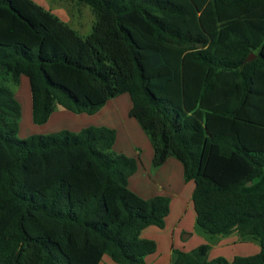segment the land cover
Instances as JSON below:
<instances>
[{"label":"trees","instance_id":"16d2710c","mask_svg":"<svg viewBox=\"0 0 264 264\" xmlns=\"http://www.w3.org/2000/svg\"><path fill=\"white\" fill-rule=\"evenodd\" d=\"M71 1L93 16L83 36L34 0H0V264H141L156 247L141 231L169 211L128 187L137 163L113 127L16 138L20 75L34 124L127 93L150 168L173 157L192 182L197 227L259 245L230 260L172 248L170 264H264V0Z\"/></svg>","mask_w":264,"mask_h":264},{"label":"rangeland","instance_id":"374dc122","mask_svg":"<svg viewBox=\"0 0 264 264\" xmlns=\"http://www.w3.org/2000/svg\"><path fill=\"white\" fill-rule=\"evenodd\" d=\"M47 4L50 6L54 7L53 4L51 3H57L58 5H55L54 8H61L64 10L65 13H67L68 20L61 19V17H57L62 20L63 22H66L69 26L74 28L81 36L85 35L89 29L90 25L93 20V16L90 12V9L87 5L85 4H76L75 2L71 0H45ZM13 90V96L14 98L18 101L19 106H20V114L19 118L17 120V130L15 133L16 138L21 139L26 137L29 134H44V133H49V132H54L60 128H67L70 130H74L82 127V126H87V125H106L113 127L116 131V137L114 140V143L112 145V149L115 152H121V153H129L126 151V149H120L121 143H125L128 141V135L126 134L127 132H130V139L133 138L134 140H139L137 138V134L135 131H140V133H143L140 128L138 127L137 123L130 117H127L126 115V109L127 108V103L130 102L127 93H122L114 98L112 100L114 101L113 103H116L117 106L113 108L115 111H109L108 113L105 112V115H101L100 113H94L91 115L88 114H83V120L81 122H84L85 124L79 127H68L66 125H61L60 124H67L69 121L67 119L64 120V118L58 119L59 121L57 123H53L52 120L55 117V114L50 116L47 122L45 124H34L30 120V97H29V87H28V80L24 75L19 76V80L17 85L12 86ZM116 98V99H115ZM111 100V101H112ZM60 110V108H58ZM56 111V110H55ZM105 111V110H104ZM76 115L75 113L67 111V115L69 114ZM114 115L115 121L112 122L114 125H110L109 123L101 122L105 120L104 118ZM126 118L129 119L131 125L125 124ZM134 123V124H133ZM129 126V130H127V127ZM135 126L136 129L135 130ZM124 127L126 130L124 131ZM135 130V131H134ZM124 131V133H123ZM139 133V132H138ZM144 137H146L144 134H141ZM147 139V138H145ZM147 141V140H146ZM136 158V157H135ZM147 159L146 151L142 148L141 153L139 155V158H136V163H137V171L132 175L131 178H129L128 186L130 188H133L132 186L134 184L138 186H142L144 183L143 181L146 180L143 174L142 170V160ZM139 160V161H138ZM180 163L177 162L176 159L173 157H170L169 160L164 164V171H167V176L169 180V184L171 187L180 190V185L183 183L182 182V177L178 173V170L180 169ZM165 173V172H164ZM155 185L152 184L151 187H154ZM177 190V191H178ZM159 191V190H158ZM181 191V190H180ZM163 192V191H162ZM139 194V193H138ZM161 194V193H159ZM141 195V194H139ZM142 196V195H141ZM174 198V197H173ZM189 205H190V200H189ZM179 213V203L174 200L172 203V212L169 213V216L167 219H165V226L163 228H158L156 226H148L146 227L142 233L140 234L142 237L145 238H150L152 239L156 245H157V250L161 254V257L166 260V251L168 249V244L169 241L174 242L173 244H177L178 241L183 242L184 248H189L188 246H195L199 243H207L210 245L211 249L209 251L210 254H214V251L219 250V248H225L223 245L220 244L223 239H226V236H213L209 235L206 232H203L202 230L199 229L196 230L195 226L193 224V211L192 207L189 206V210L183 211L182 217L179 218V220L176 223V228L179 229L181 228L182 230L185 229L186 231L189 232V238L185 241L183 238H186L188 235L185 233L180 237L175 238L173 235H175V231L172 233V222L175 220V218L178 216ZM192 219V220H191ZM178 226V227H177ZM174 240V241H173ZM220 241V242H218ZM215 242H218L215 244ZM178 246V248H181V245H175ZM227 247H229L227 250L232 251V254H237V255H247V254H253L258 251L259 246L255 244V242L252 241H238L236 243L229 244ZM232 254L227 255L228 257L232 256ZM217 255V254H216ZM106 257V259H109L108 256L103 255ZM100 262V261H99ZM102 262V261H101ZM100 262V263H101Z\"/></svg>","mask_w":264,"mask_h":264},{"label":"crops","instance_id":"0c3cea01","mask_svg":"<svg viewBox=\"0 0 264 264\" xmlns=\"http://www.w3.org/2000/svg\"><path fill=\"white\" fill-rule=\"evenodd\" d=\"M34 1L36 3H38L39 5H41L43 8L50 10L52 13H54L58 17H61V19H64L65 21L68 20L67 13H65L63 9L54 8L55 5H58L57 3H51V5L53 4V6H54V7H52L49 4H47V2L45 0H34ZM111 100H112V98L107 100L105 102V104L97 112L100 113L101 115H105L106 114L105 112L108 113L111 110L115 111V110H113V108L115 106H117V105H116V103H113L114 102L113 100L112 101ZM127 104H128L127 108H125L126 112H127L128 108H129L130 102H128ZM58 108H60V107H58ZM58 108L55 109L56 111L55 110L52 111L50 113L49 117H48V119H49L50 116L53 115V113L55 114V117L52 120V122L54 124L57 123L59 121L58 119H60V118H64V120L67 119L69 121V123L60 124V126L61 125H66L68 127H79V125L82 126V125L85 124L84 122H81L83 120V118H84L83 117L84 113H78L76 115L68 113L69 115H67V110L62 109V108H60V110H59ZM97 112H95V113H97ZM113 117H114V115L113 116L110 115V116L104 118L105 120H103L101 122H104V121L106 123L110 122L109 123L110 125H114V124H112V122L115 121L116 118L114 119ZM48 119L45 122H47ZM45 122L42 123V124H45ZM125 124H128V125L132 126V123H130L128 118H126ZM79 128H77V129H79ZM77 129H75V130H77ZM125 130H126V128L124 127V131ZM127 130L130 131L129 126L127 127ZM135 130H137L136 126H135ZM124 131H123V133H124ZM135 132H136L137 138L139 140H134L133 138L130 139V132L126 131V134L128 135V139L129 140L126 141L125 143H121L120 149H123V150L126 149V151L129 152L127 154L125 153L126 155L132 156L134 158L136 157L137 159L139 158V155L141 153L142 148L146 151L147 159L146 160L145 159L142 160L143 163H142V170H141L144 173L143 175L146 176L145 177L146 180L143 181L144 184L141 187L136 185V184H134L132 186L133 188H130L129 186L128 187L132 191H134L135 193L141 194L142 196L141 195L140 196L144 197V198L152 196V195H155V194H159V193L169 197V211H168V214L166 215V217L164 218L163 227L165 226V219H167V217L169 216V213L172 212V203L174 202V200L177 201L179 203V213H178V216L175 218V220L172 222V225H171L172 226L171 227L172 228V233L176 229L175 235H173V237H175V238L180 237L181 239H182L181 236L185 233L188 236L186 238H183V240L185 239V241H186L189 238V232L186 231L185 229H183V230L181 228L177 229L175 225H176L177 221L179 220V218L182 217L181 212L183 213V211L189 210V206L191 207V202H190V205H189V200H190V192H191V189L193 187V184H192L191 181L184 182L183 179H182L183 183L179 186L181 191L171 187V185L169 184L168 178L165 177V176H167V174H166L167 171L163 170L164 164L169 160L170 157H167L166 160L161 165H159L158 167H156L154 169H151L150 168V158H151V155H152L151 146H150L148 140L145 139L146 137L141 135V134H144V133H140V131H138V130L135 131ZM137 166H136V170L135 171H137ZM178 173L182 177L181 166H180V169L178 170ZM133 174H131L128 177L127 185H128V182H129V178H131ZM152 184L155 185L154 186L155 188L151 187ZM193 224L195 226V229L199 231V228L195 224L194 217H193ZM142 231H141V233H142ZM226 237H227L226 239L220 240L221 241L220 244L228 246L229 244H232V243L234 244V243H236L238 241H252V242H255V244L258 245V243L255 240H252V239H239L238 236L235 233H230V234L226 235ZM177 241H178L177 244H173L174 242L169 241L168 249L166 251V260L165 261L161 257V254L159 253V251L157 250V245L155 243L156 247H155L154 252H152L151 254L145 255L143 257V262L141 264H170L172 248H178V246H175V245H181V249H183V250H188V249L194 247V246H188L189 248H184V245H185V244H183L184 241L183 242H181L179 240H177ZM220 241H218V242H220ZM218 242H215V244L218 243ZM227 246H224L225 248H219V250L214 251V254H210L209 255V252H208V258H212L214 256L221 255V256H224L226 259L230 260L232 258V256L237 255V254H232L233 253L232 251L227 250L229 248ZM210 249H211V247H210ZM229 254L230 255L232 254V256L228 257L227 255H229ZM100 262H98V264H115L110 259H106V257H104V256L101 257Z\"/></svg>","mask_w":264,"mask_h":264},{"label":"water","instance_id":"95a60500","mask_svg":"<svg viewBox=\"0 0 264 264\" xmlns=\"http://www.w3.org/2000/svg\"><path fill=\"white\" fill-rule=\"evenodd\" d=\"M253 57V55H251L250 53H249V55L245 58V60H249V59H251Z\"/></svg>","mask_w":264,"mask_h":264}]
</instances>
